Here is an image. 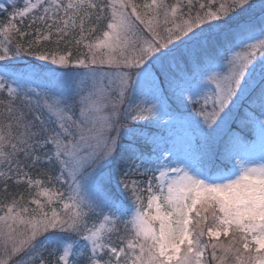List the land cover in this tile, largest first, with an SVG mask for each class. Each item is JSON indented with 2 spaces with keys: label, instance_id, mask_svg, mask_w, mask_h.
<instances>
[{
  "label": "snow or ice",
  "instance_id": "1",
  "mask_svg": "<svg viewBox=\"0 0 264 264\" xmlns=\"http://www.w3.org/2000/svg\"><path fill=\"white\" fill-rule=\"evenodd\" d=\"M0 15V264H264V0Z\"/></svg>",
  "mask_w": 264,
  "mask_h": 264
},
{
  "label": "trees",
  "instance_id": "2",
  "mask_svg": "<svg viewBox=\"0 0 264 264\" xmlns=\"http://www.w3.org/2000/svg\"><path fill=\"white\" fill-rule=\"evenodd\" d=\"M22 1L23 0H18V5L21 6L22 5ZM138 2H144V0H138ZM0 3H4L7 4V0H0ZM9 11H11V9H9ZM6 15V14H5ZM5 16L4 15H0V27H2L3 22H4ZM29 19L30 18H25V20L22 22L19 21V19H17V21H15V23L19 24L21 26V30H26V26L29 23ZM33 57H25L24 60H14L11 62V64L7 65L8 67H22L25 61H31L33 60ZM43 63V62H40ZM0 71H3V67L0 66ZM174 108L178 107V105H172ZM147 150H150L147 149ZM34 178H40V177H34ZM22 188L26 189L25 185L21 186ZM141 188H143V185H140ZM108 191L112 194V196L117 199L118 201H120L122 204H131V198H130V194L128 192H125L122 190V187H118L117 183L115 180H113L110 184L107 185ZM33 191H35V189H33ZM147 192L142 193V197H143V203L145 205L146 202V197H147ZM25 195H27V193L25 192Z\"/></svg>",
  "mask_w": 264,
  "mask_h": 264
},
{
  "label": "rangeland",
  "instance_id": "3",
  "mask_svg": "<svg viewBox=\"0 0 264 264\" xmlns=\"http://www.w3.org/2000/svg\"><path fill=\"white\" fill-rule=\"evenodd\" d=\"M219 2H220V0H217V5ZM259 2H260V0H252V3L256 4V5H258ZM22 4H23V1H22ZM171 103H172V105H178V103L175 101H172ZM178 107H179V105H178ZM177 115H178V119L176 121H174L172 125H169L167 128L162 129V131L164 132L165 135L171 134L174 139L176 138L177 141H179L182 139V137L185 133H184V129L182 128V119L180 118L179 113ZM154 130H156V129H154ZM133 179H139V177H133ZM146 205H147V197H146L145 206Z\"/></svg>",
  "mask_w": 264,
  "mask_h": 264
}]
</instances>
